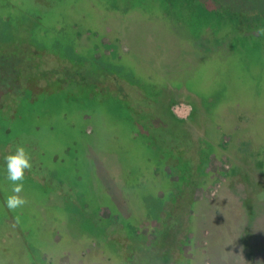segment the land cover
Masks as SVG:
<instances>
[{
  "label": "rangeland",
  "instance_id": "1",
  "mask_svg": "<svg viewBox=\"0 0 264 264\" xmlns=\"http://www.w3.org/2000/svg\"><path fill=\"white\" fill-rule=\"evenodd\" d=\"M159 4L177 8L167 11V24ZM191 12L197 13L190 18ZM186 18L213 28L215 38L199 39ZM261 28L264 0H0V264H124L128 253L131 264H173L176 251L179 264H264V177L251 184L234 174L257 157L264 175ZM212 41L220 50L208 54ZM100 65L141 80L156 72L183 76L205 97L210 115L213 107L221 111L215 116L225 129L208 123L196 136L228 140L225 151L202 137L184 155L181 147L174 153L173 143L148 145L145 131L137 125L132 132L123 119L128 114L118 100L99 99L93 84L78 82L84 70L106 76ZM27 76H39L31 86L51 76L48 91L23 85ZM55 76L63 81L55 83ZM234 116L243 127L231 131L239 122ZM154 134L177 140L166 131ZM17 145L29 152L32 167L19 194L26 203L10 210L5 157ZM208 154V166L196 168ZM230 163L235 168L226 179ZM197 170L208 175L206 185L188 189L191 195L185 187L167 210L172 197L159 185L186 177L177 190L195 184ZM161 224L159 244L146 250Z\"/></svg>",
  "mask_w": 264,
  "mask_h": 264
},
{
  "label": "flooded vegetation",
  "instance_id": "2",
  "mask_svg": "<svg viewBox=\"0 0 264 264\" xmlns=\"http://www.w3.org/2000/svg\"><path fill=\"white\" fill-rule=\"evenodd\" d=\"M173 1H175L176 3H177V0H173ZM165 5V4H164ZM159 6H161V4H159L158 5V8L159 9H161ZM168 7H166L165 6V8L163 7V9H161V10H163V11H165V12H162V14L161 15H159V17L164 21V24H167V22L166 21H169V19L170 20H172L171 18H170V16H169V14H168V12L169 13H171L172 14V10L174 9H177L176 7H172V6H169V5H167ZM170 7V8H169ZM168 11V12H167ZM192 13H197V12H191L190 14H188V17H192L193 15H192ZM166 20V21H165ZM186 24H187V26H188V28L189 29H191L192 30V33L194 34V35H196V36H198L199 37V39H207V38H212V39H214L215 38V32H214V29L213 28H211V27H208V26H206V25H199L198 23H196V22H193L192 20H189V19H187L186 18ZM237 21L239 22V18H237ZM240 21H241V19H240ZM181 23V22H180ZM196 23V24H195ZM170 25V24H169ZM217 30V29H216ZM218 31V30H217ZM195 32V33H194ZM177 35H179L178 33H177ZM224 36H222L221 38H218V42H220V41H222V40H224V39H222ZM227 37L229 38V34L227 33ZM227 38V39H228ZM196 39V38H195ZM118 41L120 42V40L118 39ZM206 41H208V40H206ZM214 41V40H213ZM213 41H212V43H211V45L209 46L210 48L208 49L209 50V52H208V54L211 52V53H218L219 51L218 50H220V48H217V47H214V43H213ZM103 43H107V42H105V41H103ZM121 43V42H120ZM122 47V46H121ZM123 48V47H122ZM125 51H127V48H123ZM110 53V52H109ZM107 54H108V52H107ZM94 58L95 59H97L96 58V56H94ZM100 67L101 68H103V65H100ZM99 67V68H100ZM100 68V69H101ZM85 69H86V67H85ZM87 70V69H86ZM153 70V69H152ZM155 70V69H154ZM153 70V71H154ZM102 72L103 73H105L106 74V76H110V78H112V81H113V84L114 83H117L116 81H119V82H121V81H123V80H125L127 83H128V85H129V87L132 89L131 91H129L132 95H148V96H150L151 94H150V92L149 91H146L145 89H142V87H139L138 86V84L136 83V82H131V81H129V79L128 80H126V78L125 77H121V76H131V77H133L134 75H130V73L129 72H125V71H123L122 70V68L121 69H117V68H112V70L111 71H105V69L103 68V70H102ZM156 72V71H155ZM157 74H158V76H152V75H148L147 74V78L151 81V84H150V86H151V88H158V90L156 91V94L158 95V97H159V101H158V103L156 104V106L157 107H159V110L161 109V108H163V106L165 105V104H167V106H168V112L170 113V116L171 117H173V119L175 120V122H176V120H178V121H184V122H187L188 120L190 121V122H187L186 123V125L187 126H189L190 124H191V126L190 127H192V129H194V130H196V128H199V130L200 129H202L203 131H206V129H208L209 127H208V123H215L214 124V127H211L210 129H213V130H216V131H224L225 129L223 128V126H222V124H221V120H222V116H221V118H219V119H217L216 118V116L215 115H217V113L219 112V114L221 115V111L219 110V109H215L213 106V111H214V113L213 114H209L208 113V109H209V104H207V102H206V100H205V97H202L201 95H199L196 91H194L193 90V87L192 88H190V86H188L187 85V82H185L184 81V78H183V76H175V77H177V79H173V80H171V78L172 77H166V76H162L159 72H156ZM20 74L22 75V72H20ZM63 74H64V71H63ZM78 74V73H77ZM20 75V76H21ZM62 75V74H61ZM60 75V76H61ZM65 75H67V76H69L68 75V72H67V74H65ZM79 77H80V79H81V81H78V82H83V83H86V79H85V77L87 76L86 74H85V70L84 71H80L79 72ZM99 75V74H98ZM97 75V76H98ZM26 77V76H25ZM25 77H24V79H23V81L25 80ZM37 77H39V76H36V77H33V76H27V78H26V80L27 81H25V84H23V85H25L26 87H29V88H32L33 89V87L32 86H34V87H42V89L41 90H43V89H46L47 91H48V87H47V85H49L48 83H49V81H52L51 79H50V77L51 76H44V79H46V83L45 82H43V83H34V84H32V86L30 85V82H29V80L30 79H32V80H34L35 82H36V79H37ZM53 77V76H52ZM55 78H56V80H55V83H57L58 82V79H61V81H63V78H61V77H59V76H55ZM67 78V77H66ZM72 78H74V76H72ZM134 78V77H133ZM68 79H71V77H68L67 78V81H68ZM121 79H123V80H121ZM156 79V80H155ZM154 80H155V83H152V82H154ZM171 80V81H170ZM161 81H165V86L168 88V89H163V90H161L159 87H161ZM254 82V81H253ZM29 83V84H28ZM50 84H52V83H50ZM130 84L131 85H133L135 88H133L132 86H130ZM83 86H84V84H83ZM60 88H63V87H58L57 89H60ZM135 89V90H134ZM40 90V91H41ZM25 91H28V90H22V93H24ZM39 91V92H40ZM174 93V97H171V93ZM85 93V92H84ZM111 93H113V92H111ZM91 94L92 95H95V96H97V97H99V98H103V97H105V98H107L108 96H111V95H108V96H101L98 92H97V90H94L93 92H91ZM113 94H115V93H113ZM123 107V106H122ZM124 108V107H123ZM181 108H183V109H185L186 110V113L182 116V117H180L179 116V114H178V110H180ZM125 110V109H124ZM125 112H126V110H125ZM126 114H128L127 112H126ZM210 116H213L214 118H211ZM124 119H126V120H128V119H130V117H125L124 115L122 116ZM131 120V119H130ZM173 120V121H174ZM172 120H171V126L170 127H175V128H177V124L176 125H174ZM234 121H239V122H237V123H235L234 125L232 124V127H231V131H236V130H240V129H242V127H243V125L241 124V122H242V119H241V117H239V116H237V117H235L234 116V119H232V122H234ZM173 122V123H172ZM231 122V123H232ZM128 124L132 127V130H134L135 131V127H137V125H139L143 130H145V128H144V126L140 123V122H137V123H132L131 124V122H128ZM154 126V125H153ZM230 127V126H229ZM138 129H139V127H137ZM160 129H163V128H155V126H154V131H156V130H160ZM140 130V129H139ZM149 128H147V136L149 135ZM205 134H201V136H202V138H201V140L203 141V142H205V144L208 146V147H211V148H213L214 150H217V151H219V152H221V151H225V147H226V142L228 141V140H221V141H219V140H207L206 138H205V136H204ZM150 136V135H149ZM148 136V138H150ZM233 136V135H232ZM158 137V136H157ZM234 137V136H233ZM147 138V141H149L150 139H148ZM234 140V139H233ZM153 141V143H152V145H156L157 144V140L156 139H153L152 140ZM210 142V143H209ZM159 143V142H158ZM249 152V151H248ZM235 154H238V152L237 151H235ZM249 155H253V153H250ZM250 158V160H248L247 159V161H246V163L249 165V168H248V170L245 168V166H242V172H241V175H240V173H234V174H236V176H238V179H239V177H241V181L244 179V180H248V181H251L250 183L251 184H253L254 182H255V180L256 179H259L260 177H264V175L262 174V176H261V164L260 163H258L257 161H256V158L257 157H249ZM206 159H207V162L204 164L203 163V165H204V167L205 166H208V162H209V159H211V154H208L207 156H205L204 157V161H206ZM238 166H239V164H238ZM235 168V163L233 164V163H230V166L228 167V169L225 171V173H224V175H225V178L227 179H229V175L230 174H233V169ZM206 172H208V170L206 169ZM206 176H208V175H206V174H204V173H201V176L199 177L200 178V180L201 181H203V184H201V186L203 185V186H205L206 185V183H207V180H206ZM264 179V178H263ZM208 180H209V177H208ZM181 189V188H180ZM167 191L169 192L168 194H170L171 195V197L173 198V197H175V198H173L174 199V201H173V199L171 198V199H169V200H167L166 202H165V204H166V207H168V209L167 210H172V207L174 206V204H175V201H177V188H175V187H168V189H167ZM194 193V192H193ZM180 197V196H179ZM192 202V201H191ZM157 204H159V203H157ZM80 205V204H79ZM84 208V207H83ZM175 209H177V208H175ZM170 226V225H169ZM164 227V230H165V225L164 224H161L160 225V228H158L157 229V235H156V239L157 238H160V233L162 232L161 231V229ZM168 227V226H167ZM165 232V231H164ZM175 233H176V231H175ZM177 235V234H176ZM186 238H189L188 237V235H187V237ZM264 239V238H263ZM156 241V240H155ZM254 243H258V238H254ZM187 244V243H186ZM153 245V244H152ZM151 247V245L150 246H148V248H150ZM184 249V248H183ZM129 256H130V254L128 253V254H126V257H125V259H124V264H127L126 262H127V259L129 258ZM183 257H185V260H186V263H187V259H189V258H187L188 256H184L183 255ZM45 258V257H44ZM130 258H131V256H130ZM190 258H192V256H190ZM35 259H37V258H35ZM180 258H179V260H177V251H176V253H175V259H174V261H173V264H179L180 262ZM193 261H194V259L192 260V263H193ZM178 262V263H177ZM33 263H34V261H33ZM34 264H37L36 263V260H35V263ZM222 264H223V261H222Z\"/></svg>",
  "mask_w": 264,
  "mask_h": 264
},
{
  "label": "trees",
  "instance_id": "3",
  "mask_svg": "<svg viewBox=\"0 0 264 264\" xmlns=\"http://www.w3.org/2000/svg\"><path fill=\"white\" fill-rule=\"evenodd\" d=\"M121 77H128L129 81L136 82L139 87H142V89H145L146 91H149L151 95L150 96H148V95H143V96L140 95L139 96V95H135V94L132 95L129 92L132 89L126 85L128 83L125 80H123V79H121L123 81H121V82L116 81L117 83H114V84H113L112 78H110V76H86L85 79H86V83L88 84V86L90 84H93V86L91 88L93 90H97V92L101 96L111 95V96H108L107 98H112V99L118 100L120 102V104L124 107L126 112L128 113L127 117H130L131 120L130 119L129 120L131 121V124L133 122L134 123L140 122L144 126V128H145L144 131L146 133L145 135H147V128L150 129L149 130V135L150 136L148 135L150 137V140L147 141V139H143L148 145L153 143V141H152L153 139H156L157 142H159V143H163V145H165V146H167V144H169V143H173V144H171V147L174 148V151H175L174 153H177V155H178L177 151L181 147L182 154L184 155V153L187 152V150H186L187 148H185V147H189V149H191L192 148L191 145L193 144V142L195 140L198 143V141L200 140V138L202 136H198L197 137L196 133H195V130L192 129V127H190L191 124L189 126L186 125L187 122H190L189 120L187 122L176 120V122H175L173 117H171L170 113L168 112L167 104H165L163 106V108H161L159 110V107L156 106V104L159 101V97L156 94V91L158 90V88H151V86H150L151 81L147 78V76H144V80L135 79V78H133L131 76H121ZM155 80H154V82H155ZM71 81H74V80H71ZM187 85L190 86V82L189 81H187ZM130 86L135 88L131 84H130ZM190 88H192V86H190ZM193 90L196 91L197 93L200 92V90L198 88H196V89L193 88ZM111 92H113L115 94H113ZM99 99H102V98H99ZM103 99H106V98H103ZM124 120H126V119H124ZM171 120L172 121L174 120L173 121L174 123L173 122L172 123L174 125L177 124V128H175L173 126L170 127L171 126ZM153 125L155 126V128H158V127L159 128H163V129H160L159 131H166V132H168V134H171V136H174L175 138H177V140H175L173 138L172 140L169 141L163 135L161 137H157V135L154 134V126ZM132 132H135V131L132 130ZM183 151H184V153H183ZM192 160L193 159L191 157L186 156V160L185 161H188V164L190 166L194 165V163H191ZM182 162H184V161H182ZM202 165L203 164H202V160H201V162L199 163V166H195V167L199 168ZM197 171H199V170H197ZM164 172L167 173L165 170H164ZM168 177H169V175H168ZM187 178L188 177H186V179ZM150 179L153 180L154 176L150 175V177L147 179V181H150ZM169 180H175V181H172L173 184H170L171 181L162 182L159 186H162L163 188H165V187H175V188H177V186H174V185H177V181L178 180L180 181V183L185 181L183 178H182V180L179 179V178H177V179H169ZM158 184H159V181H158V183L156 181L155 185H158ZM199 184H203V181H201V180L197 181L195 184L193 182L192 183L190 182L188 184H182L180 186L181 189L179 188L178 191H177V195L180 196V197L183 196L184 195L183 189H185V187L187 188L186 193L190 194L191 191L188 190V189H191V190L195 189L197 187V185H199ZM170 185H173V186H170ZM180 193H181V195H180ZM176 204H177V202L172 207V210H173V208L175 207ZM161 231L162 232L160 233V236H161V234H164V231H165L164 227L161 229ZM185 237H187V234H186ZM159 240H160V238H157L156 241H154V244L151 245L150 248H146V250H150L157 243L159 244ZM183 243H185V242H182V245H183ZM132 255H133V253L130 254L131 258L129 256V258L127 259V262H126L127 264H131L132 263V260L134 259V256H132Z\"/></svg>",
  "mask_w": 264,
  "mask_h": 264
},
{
  "label": "clouds",
  "instance_id": "4",
  "mask_svg": "<svg viewBox=\"0 0 264 264\" xmlns=\"http://www.w3.org/2000/svg\"><path fill=\"white\" fill-rule=\"evenodd\" d=\"M261 35H264V28L259 29ZM6 179L9 180L12 187V194L6 199V205L10 210H15L23 206L26 200L20 196L23 189V180L25 178V170L32 167L31 156L23 145H17L14 152L9 153L6 157Z\"/></svg>",
  "mask_w": 264,
  "mask_h": 264
},
{
  "label": "built area",
  "instance_id": "5",
  "mask_svg": "<svg viewBox=\"0 0 264 264\" xmlns=\"http://www.w3.org/2000/svg\"><path fill=\"white\" fill-rule=\"evenodd\" d=\"M186 113V110L181 108L180 110H178V114L180 117H182L184 114Z\"/></svg>",
  "mask_w": 264,
  "mask_h": 264
},
{
  "label": "crops",
  "instance_id": "6",
  "mask_svg": "<svg viewBox=\"0 0 264 264\" xmlns=\"http://www.w3.org/2000/svg\"><path fill=\"white\" fill-rule=\"evenodd\" d=\"M239 240H240V238H239ZM225 259H226V258H225ZM222 261H224V259H223Z\"/></svg>",
  "mask_w": 264,
  "mask_h": 264
}]
</instances>
